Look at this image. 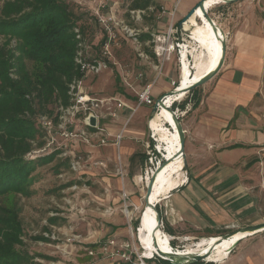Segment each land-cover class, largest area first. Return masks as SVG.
Here are the masks:
<instances>
[{
	"label": "rangeland",
	"instance_id": "1",
	"mask_svg": "<svg viewBox=\"0 0 264 264\" xmlns=\"http://www.w3.org/2000/svg\"><path fill=\"white\" fill-rule=\"evenodd\" d=\"M2 1L0 0V7ZM69 1L74 3L76 12L82 15L80 22L83 23V32L89 44L88 58H98L99 45H94L93 42H96L103 33L88 10V7L92 5L91 0ZM107 1L116 10V16L137 31L138 43L132 39H126L122 32L118 31L120 45L114 48L113 59L109 62L108 68L98 75H87L85 82L87 89L93 95L119 97L125 101L126 105L117 110V117L107 116L101 120V126L106 127L110 133L106 144H100L96 137L88 142L79 138L65 141L84 162L82 170L73 171L69 160L59 154L58 150L47 145L44 149L36 148L32 153L33 158L29 159L37 160L39 157L55 154L47 162L43 164L38 162L36 165L32 174L33 180L29 186L31 194L16 196L8 193L0 197V203L11 206L16 196L17 204L21 208L19 215L23 225V242L20 248L29 254L28 261L21 264H125L121 263L116 256L107 257L100 252V244L109 237L134 242L133 251H135L134 246L138 248L130 226L135 234L134 221L143 212L146 175L154 170L163 158L148 120L158 111V107L154 108L155 101L163 93L179 84V54L182 43H188L190 38L189 31L184 28L179 30L177 24L196 2L182 0L176 6L173 3L175 0L171 3L167 0H150L147 7L135 8V2L145 0ZM260 3L259 0H231L215 3L207 10L217 24L219 38L223 37L220 29L223 31L228 48L226 47L227 54L219 71L197 86L202 95L204 91L214 88L231 69L229 60L233 57L231 53H235L231 44L239 24L246 25L247 19L256 14L257 19L260 20L259 32L264 37V11L260 12ZM136 9L143 10L139 19L131 17L130 11ZM102 11L106 12L107 7ZM195 25L213 29L202 12L195 18L193 27L194 31L200 30ZM202 37L209 41L218 54V46L211 39ZM11 43L13 45L14 40ZM173 45L174 48H172ZM138 51L147 55V59L139 56ZM147 84H152V104L140 103L138 99V92ZM258 92L254 102L262 105V110L259 112L260 115L254 116L261 118L256 121L264 130V73L261 76ZM190 94L185 92L184 96L176 102L187 96L192 97ZM190 104L191 102H188L183 110L178 107L173 110L183 130L182 153L186 160L184 167L186 174L187 171H192L187 165L192 149L191 144H193L187 130L189 111H186ZM168 112L171 115L170 122H174L172 112L170 110ZM174 124L178 130L176 121ZM162 128L166 135L176 140L174 131L168 128L164 116ZM114 131L117 133L122 131L118 149L115 145L107 146L113 136L111 132ZM43 140L45 143V139ZM257 150L261 163L259 167H256V178L251 173L247 174L244 180L253 181L258 178L257 185L261 189L258 200L262 203L261 215L264 219V142ZM144 155H147L146 160ZM159 172L160 170L157 173ZM204 181L203 179L202 183ZM201 191L204 192V188H201ZM217 195L218 193L215 197ZM187 197H190L188 193ZM191 206L198 210L201 217L204 216L203 211L201 212L196 204ZM156 207L163 218L164 230L168 234H172L169 231L171 225H177L179 220L185 222L181 229L176 228V233H173L178 237L172 241L173 247L184 248L203 237L216 234L213 233V229L206 226L205 217H202L197 225H192L179 215L175 205L167 199L158 202ZM235 230L222 231L219 235ZM39 236L45 239H40ZM89 249H93V254L88 253ZM140 251L138 249V252ZM197 262H200L199 264L220 263L204 259ZM147 263L158 264L156 260L147 261Z\"/></svg>",
	"mask_w": 264,
	"mask_h": 264
},
{
	"label": "crops",
	"instance_id": "2",
	"mask_svg": "<svg viewBox=\"0 0 264 264\" xmlns=\"http://www.w3.org/2000/svg\"><path fill=\"white\" fill-rule=\"evenodd\" d=\"M181 1L173 3L177 6ZM259 2L262 12L264 0ZM259 21L254 14L246 25L241 23L235 30L231 44L235 53H231L227 75L203 95L199 88L194 96L190 94L187 130L193 144L187 165L192 171H187L186 181L162 199L171 201L179 215L192 225L205 217L206 226L216 233L208 237L264 223L258 178L244 180L247 174L255 177L256 167L261 163L257 148L264 142V130L256 121L261 118L255 117L260 115L262 105L254 102L264 73V37L259 32ZM111 133L114 139L111 137L107 146L115 145L118 149L120 142L118 146L114 142L117 131ZM191 204H196L204 216ZM184 223L179 220L177 225H171L170 233H176V228L181 229ZM219 264H264V229L238 240Z\"/></svg>",
	"mask_w": 264,
	"mask_h": 264
},
{
	"label": "trees",
	"instance_id": "3",
	"mask_svg": "<svg viewBox=\"0 0 264 264\" xmlns=\"http://www.w3.org/2000/svg\"><path fill=\"white\" fill-rule=\"evenodd\" d=\"M149 3L150 0L137 1L134 7L144 8ZM81 16L69 0H3L1 3L0 197L8 193L30 195L36 165L47 162L55 154L37 160L27 157L44 144L38 117L53 114L57 103L67 105L68 83L81 76L74 61L77 50L74 28H79L85 37ZM102 37L92 41L93 44L99 45ZM197 88L188 92L194 96ZM191 99L187 96L175 101L171 109L183 110ZM144 156L146 160L147 155ZM16 196L11 206L0 203V264H21L29 259L27 251L20 248L23 225ZM138 223L139 217L134 221L135 228Z\"/></svg>",
	"mask_w": 264,
	"mask_h": 264
},
{
	"label": "built area",
	"instance_id": "4",
	"mask_svg": "<svg viewBox=\"0 0 264 264\" xmlns=\"http://www.w3.org/2000/svg\"><path fill=\"white\" fill-rule=\"evenodd\" d=\"M91 3L92 5L88 7V10L96 19L103 33V37L99 43V57L92 59L88 58L87 48H89V44L86 38L81 34L79 28L75 27L74 33L77 40V50L74 61L79 66L81 76L72 79L68 83L67 93L69 102L67 105L57 103L53 114H43L38 117V124L43 129V139H45L42 148L44 149L47 145L54 150L60 151L59 154L69 160L70 168L73 171L82 170L84 162L80 160L81 158L73 149L69 148L65 141L79 138L84 142H88L91 138L96 137L100 144H106V140L108 136H110V133L107 131L106 127L101 126V120L107 116L112 118L117 117V110L126 105L125 101L119 97L93 95L86 86L85 79L87 75H98L108 68L109 62L113 59L114 48L120 45L118 31L122 32L126 39L129 38L138 43V38L136 37L137 31L116 16V10L112 7V4L109 5L107 0H91ZM106 7L107 11L103 12L102 10ZM141 12H143L141 9L131 10V17L139 19ZM177 43L178 42H176V44ZM172 48H174V45ZM138 52L139 56L147 59V55L143 52ZM151 85L152 84H147L138 92L140 103H153ZM172 85H174V82H172ZM89 114L96 117L95 127H90L84 123V119ZM121 137L122 131H119L115 135L114 142L116 145L120 142ZM59 139H63L64 141ZM34 152L35 150H32L27 154V157L33 158L34 155L32 153ZM161 228L164 230L163 218H161ZM130 231L133 233V237L136 240L131 226ZM168 235L171 244L174 239L178 238L172 234ZM136 243L138 244V248L134 246L135 251H133L134 242L119 240L116 237H109L100 244V252L107 257L116 256L121 263L125 264H148L147 261L151 260H156L158 264H166L163 263L164 261H167L169 264H180L170 263L166 258L154 253L146 257L143 255L144 250L137 240ZM177 248L178 247L175 246L174 250ZM138 249L141 251L138 252ZM182 250H184V248H181V251ZM88 253L93 254V249H89Z\"/></svg>",
	"mask_w": 264,
	"mask_h": 264
},
{
	"label": "bare ground",
	"instance_id": "5",
	"mask_svg": "<svg viewBox=\"0 0 264 264\" xmlns=\"http://www.w3.org/2000/svg\"><path fill=\"white\" fill-rule=\"evenodd\" d=\"M224 1L225 0H205V8L207 9L215 3ZM200 12L202 11L198 7L196 12L183 23V28L189 31L188 37L190 38V41L188 43H182V49L179 54L180 80L178 86H175L176 89L187 86L208 71L214 69L221 56V40L213 29L195 25L201 31L193 30L195 18ZM202 36L211 39L218 46V54L209 44V41ZM184 94L185 92L166 94L163 98V100H165V105L170 106L174 101L180 100ZM157 110L158 111L154 113L152 118L148 120V125L154 131L159 150L162 151L164 155L163 157H166L168 160L165 162V166H161L160 172L157 173L153 183L150 200L154 205L162 199L170 196L173 190L183 184L187 179L184 171V157L182 155L175 156L179 153V148L181 146L179 131L174 124L175 121L170 122L169 117H171V115L165 106L158 105ZM165 112L169 116H167ZM163 116L168 128L174 131L176 140L174 137L168 136L164 133L162 128ZM153 171L154 170L147 173L145 186ZM139 218L140 222L134 236L144 250L143 255L146 257L153 253L160 255L161 253L158 251V249H160L165 253L161 254L164 258H169L168 253H179L188 256L200 254L205 255L204 260L206 261L219 263L228 255L231 248L238 240L264 229L263 227L255 232L238 230L227 237H203L196 242L186 245L184 250L181 251V248H177L176 251L170 243L168 233L159 227L153 209L145 202L143 205V212H141ZM212 246H214V248H212ZM172 261H176L174 257L172 258Z\"/></svg>",
	"mask_w": 264,
	"mask_h": 264
},
{
	"label": "water",
	"instance_id": "6",
	"mask_svg": "<svg viewBox=\"0 0 264 264\" xmlns=\"http://www.w3.org/2000/svg\"><path fill=\"white\" fill-rule=\"evenodd\" d=\"M225 1H231V0H225ZM205 0H198L190 9L189 11L182 17L181 22H179L177 24L178 28L183 29V23L185 20L189 19L195 12L196 9L199 7L202 11V13L204 14L205 18L207 19V21L212 25L213 30L216 32V34L218 35V27L217 24L215 23V21L211 18V16L207 13L208 11L205 8V4H204ZM220 28V27H219ZM220 32L222 33L223 37H220L221 39V56L218 60L217 65L214 67V69H212L211 71H208L207 73H205L203 76H201L200 78H198L197 80L193 81L192 83L188 84L187 86H183L180 87L179 89L172 88L171 90L167 91L166 93H163L156 101H155V106L154 108L157 109L158 105H163L165 106V108H168V110H170L174 116V119L176 121V124L178 126V131H179V138H180V142H181V146L179 148V153H177L175 156L178 155H182V150H183V142H184V135H183V130L181 128V125L177 119L176 113L171 109V105H165V100H163L164 96L166 94H174L175 92H188L189 90L193 89L194 87H197L199 85H201L202 83H204L205 81H207L210 77H212L215 73H217L220 69V67L223 64V60L225 57V51H226V40H225V35L223 33V31L220 29ZM219 36V35H218ZM84 123L90 127H95L96 126V117L92 114H89L85 119H84ZM162 156H164L162 154ZM184 157V156H183ZM168 159L166 157L162 158V162L159 163L154 171L151 173V176L149 178L148 183L146 184V189H145V197H144V202L149 205L154 213H155V218L159 224V227L161 228V216L160 213L156 207V205H154V203L151 202L150 200V194L152 191V187H153V183L155 181L157 172L160 170L159 168L165 164V162ZM184 165H186V160L184 159ZM185 167V166H184ZM159 169V170H158ZM264 227V223L261 224H257V225H251V226H247V227H242L240 229H236L233 232L230 233H226L224 235H220L222 237H227L230 234L241 230V231H248V232H255L256 230L263 228ZM156 244V242H155ZM212 248H214V246H212ZM158 251L161 254H165L163 253V251H161L160 249H158ZM177 251V249H176ZM160 254V255H161ZM162 256V255H161ZM169 258H166L170 263H180V264H190V263H195V261L197 262L198 260H202L204 259L205 255H200V254H194L191 256L188 255H184V254H179V253H168ZM163 257V256H162ZM175 258L176 261H172V258Z\"/></svg>",
	"mask_w": 264,
	"mask_h": 264
}]
</instances>
